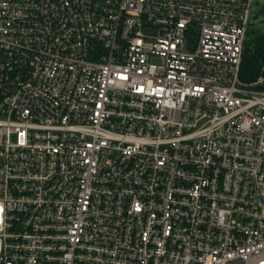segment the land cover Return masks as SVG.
<instances>
[{
  "label": "built area",
  "instance_id": "2783aa9c",
  "mask_svg": "<svg viewBox=\"0 0 264 264\" xmlns=\"http://www.w3.org/2000/svg\"><path fill=\"white\" fill-rule=\"evenodd\" d=\"M256 0H0V264H264Z\"/></svg>",
  "mask_w": 264,
  "mask_h": 264
},
{
  "label": "trees",
  "instance_id": "16d2710c",
  "mask_svg": "<svg viewBox=\"0 0 264 264\" xmlns=\"http://www.w3.org/2000/svg\"><path fill=\"white\" fill-rule=\"evenodd\" d=\"M264 71V31L249 29L240 67L241 80L251 83Z\"/></svg>",
  "mask_w": 264,
  "mask_h": 264
},
{
  "label": "rangeland",
  "instance_id": "374dc122",
  "mask_svg": "<svg viewBox=\"0 0 264 264\" xmlns=\"http://www.w3.org/2000/svg\"><path fill=\"white\" fill-rule=\"evenodd\" d=\"M255 17L251 20V29L264 31V0H256L253 5Z\"/></svg>",
  "mask_w": 264,
  "mask_h": 264
}]
</instances>
